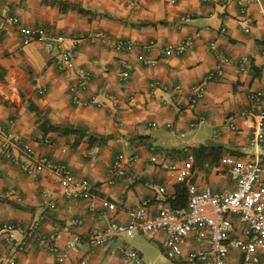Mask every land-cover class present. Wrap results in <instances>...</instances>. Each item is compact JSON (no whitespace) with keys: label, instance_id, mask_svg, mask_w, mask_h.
<instances>
[{"label":"crops","instance_id":"obj_1","mask_svg":"<svg viewBox=\"0 0 264 264\" xmlns=\"http://www.w3.org/2000/svg\"><path fill=\"white\" fill-rule=\"evenodd\" d=\"M21 26L75 37L72 67L60 70L44 40L22 43ZM263 34L264 0H245L243 12L239 0H0V225L17 227L15 240L0 233V264H133L114 251L126 246L124 235L93 246L86 234L126 221L144 198L156 213L182 190L187 202L205 186L233 189L226 155L264 163V138L252 146L254 124L242 116L264 110ZM23 143L86 179L89 196H67L47 169L24 171ZM190 153L192 174L182 183L173 167ZM120 154L129 173L108 184ZM33 223L36 234L15 253L19 228ZM52 230L57 252L36 239ZM74 234L77 251L66 245ZM161 238L153 237L164 253ZM207 243L191 235L174 258L164 254L176 264ZM227 260L240 264L241 253Z\"/></svg>","mask_w":264,"mask_h":264},{"label":"built area","instance_id":"obj_2","mask_svg":"<svg viewBox=\"0 0 264 264\" xmlns=\"http://www.w3.org/2000/svg\"><path fill=\"white\" fill-rule=\"evenodd\" d=\"M239 3L242 5V12L245 11V0H239ZM9 18L13 22L16 21L14 16ZM19 29L22 43L26 44L33 39L44 40L47 51H57L55 62L60 70L72 67L73 49L77 42L75 37L61 33L51 34L40 28L21 26ZM262 40L264 42V34ZM115 44L118 47L130 46L129 41ZM188 44L190 41H184L175 50L181 52ZM211 48L217 56H223L214 44H211ZM77 87L78 83L72 85V89ZM258 95H264V90L258 92ZM73 101L78 103L80 99L74 95ZM242 116L245 122L254 124L250 143L258 147L264 138V110H259L253 116L250 111L244 110ZM22 149L30 156L29 162L21 164L24 171L31 173L47 169L56 175L67 196H89V183L86 179L74 176L64 164L54 163L45 156L34 157L28 143H23ZM193 162L194 156L190 153L182 166L173 167L177 170L178 181L185 183L189 179ZM223 162L234 182L233 189L216 191L210 186H205L200 191L191 193L185 205L172 206L170 202H166L156 213L151 211L149 199L144 198L128 208L126 221L112 220L104 228L90 230L85 237L91 245L98 246L110 242L117 235L133 237L141 233L155 237L162 234L163 251L169 258H174L177 247L185 244L192 235L198 241L207 238V245L191 249L183 262L176 264H228L231 250L241 253L240 264H264V163L258 157L241 159L232 155H226ZM126 173H129V168L120 154L108 168L106 182L112 184L117 176ZM154 186L160 188L158 184ZM109 208L115 209V204L111 203ZM232 217L237 218L239 227ZM76 222L81 223L82 219H77ZM36 227L37 223H33L25 229L19 228L23 238L15 242V253L24 249L27 238L36 234ZM16 229L13 225H0V233L4 232L11 241L15 240ZM58 236L59 231L52 230L48 233L39 232L36 239L39 246L49 252H57L55 240ZM80 239V235L74 234L67 240V247L77 251ZM114 251L126 256L133 264H143L141 255L135 249L118 244Z\"/></svg>","mask_w":264,"mask_h":264},{"label":"rangeland","instance_id":"obj_3","mask_svg":"<svg viewBox=\"0 0 264 264\" xmlns=\"http://www.w3.org/2000/svg\"><path fill=\"white\" fill-rule=\"evenodd\" d=\"M126 238L128 248H134L142 253L141 260L143 264H171L168 257L161 252L153 237L139 233Z\"/></svg>","mask_w":264,"mask_h":264},{"label":"trees","instance_id":"obj_4","mask_svg":"<svg viewBox=\"0 0 264 264\" xmlns=\"http://www.w3.org/2000/svg\"><path fill=\"white\" fill-rule=\"evenodd\" d=\"M180 193H179V195L177 194L174 198L169 200V202L172 206H183L186 204V198H185L184 190H182Z\"/></svg>","mask_w":264,"mask_h":264}]
</instances>
